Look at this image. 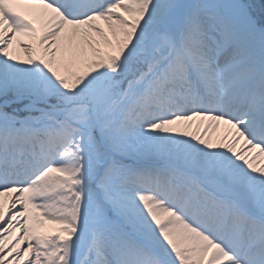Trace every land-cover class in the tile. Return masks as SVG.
<instances>
[{"label":"snow or ice","instance_id":"snow-or-ice-1","mask_svg":"<svg viewBox=\"0 0 264 264\" xmlns=\"http://www.w3.org/2000/svg\"><path fill=\"white\" fill-rule=\"evenodd\" d=\"M0 264H264V0H0Z\"/></svg>","mask_w":264,"mask_h":264},{"label":"rangeland","instance_id":"rangeland-1","mask_svg":"<svg viewBox=\"0 0 264 264\" xmlns=\"http://www.w3.org/2000/svg\"><path fill=\"white\" fill-rule=\"evenodd\" d=\"M13 51L15 52L16 55H18L21 59L25 58V54L20 51L19 49H16L14 47ZM207 123V122H205ZM191 131H195V124L193 125V128L191 129ZM201 131H203V129H201ZM224 132V129L221 128L220 133L217 134V136H214V139H217L219 136H222ZM260 162V161H258ZM261 163V162H260ZM54 227V226H46L45 229H43L42 231H44L45 233H47V231L49 230V228Z\"/></svg>","mask_w":264,"mask_h":264},{"label":"bare ground","instance_id":"bare-ground-1","mask_svg":"<svg viewBox=\"0 0 264 264\" xmlns=\"http://www.w3.org/2000/svg\"><path fill=\"white\" fill-rule=\"evenodd\" d=\"M221 128H222V129H224V128H225V126H224V125H221ZM257 163L259 164L260 162H257Z\"/></svg>","mask_w":264,"mask_h":264},{"label":"trees","instance_id":"trees-1","mask_svg":"<svg viewBox=\"0 0 264 264\" xmlns=\"http://www.w3.org/2000/svg\"><path fill=\"white\" fill-rule=\"evenodd\" d=\"M255 1V0H254ZM261 2V0H256V3H260Z\"/></svg>","mask_w":264,"mask_h":264}]
</instances>
